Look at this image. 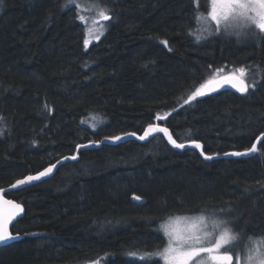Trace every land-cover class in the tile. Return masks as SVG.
I'll return each mask as SVG.
<instances>
[{
    "label": "trees",
    "instance_id": "1",
    "mask_svg": "<svg viewBox=\"0 0 264 264\" xmlns=\"http://www.w3.org/2000/svg\"><path fill=\"white\" fill-rule=\"evenodd\" d=\"M68 2L0 0V189L75 155L77 145L149 124L217 156L264 134V39L221 31L197 42L189 32L209 0ZM97 3L112 19L85 48L86 20L77 17ZM238 67L255 85L247 94L224 90L184 104L217 69L223 77ZM257 148L250 158L206 162L157 135L80 151L52 178L6 195L24 215L0 264H164L128 254L162 249L157 228L173 217L214 213L246 248L264 236V138Z\"/></svg>",
    "mask_w": 264,
    "mask_h": 264
},
{
    "label": "snow or ice",
    "instance_id": "2",
    "mask_svg": "<svg viewBox=\"0 0 264 264\" xmlns=\"http://www.w3.org/2000/svg\"><path fill=\"white\" fill-rule=\"evenodd\" d=\"M76 8H81L79 4H75L74 0H69L68 4ZM96 9L97 19L93 20L92 26L86 27L83 44L87 48L90 42L95 39L99 40L100 36L104 34L107 28V23L112 19L110 10L106 7H101L98 3L92 5ZM82 23L85 22L84 16H78ZM197 28L189 32L193 35L195 40L199 42L203 37L202 33L208 34L220 33L221 31L237 35H251L259 36L264 39V0H209V10L206 14L197 11L194 17ZM215 24V28H212ZM167 47V41H161ZM224 69H217L213 76L201 83L195 91L184 100V104H188L197 97H202L208 92H215L219 87L224 85L230 86L241 95L247 94L249 89L254 87V84H249L246 80L247 69L245 67H238L233 72L220 77L218 74L223 72ZM47 108V106H45ZM49 112L51 108H47ZM167 115H157L156 119H165ZM2 119V118H0ZM81 123H84L82 121ZM155 133H162L167 138L168 143L175 149H185L186 147L199 151L200 156L205 160H212L213 156L207 155L203 151V146L200 142L192 140L189 144L177 142L176 139L170 134L167 127H160L155 124H149L144 130L143 135H136V133H125L126 136H136V139L144 141L149 136ZM107 139L113 142L122 139L121 136L108 137ZM85 147L84 145H77L79 148ZM257 144L253 143L251 148L246 149L244 152L233 151L225 152V156H247L250 153H257ZM75 155L65 157L64 159H76ZM59 163V161L57 162ZM56 167L55 164L45 168L35 176H27L22 179H17L12 188L28 184L32 181L39 180L41 177L49 175ZM133 200L139 201V195H133ZM23 209L20 204L13 202L10 199H4L0 196V244H4L10 240L16 239L9 231V224L15 219L16 216L22 212ZM196 222L202 227H198L194 223L190 228L184 231L172 230L167 223L161 224L157 228V232H162L167 240L166 245L161 250L157 248L151 253L145 252H131L128 255L137 257L142 261L151 260L153 257H159L163 260L164 264H264V236L262 237H249L246 243L248 255L244 256L238 252H234L235 246L243 239V234L235 233L231 226V222L218 219L212 220L210 217L204 215L195 218ZM212 224V229L208 230L207 224ZM251 245L252 247H250ZM223 250V251H222ZM255 253V255H253ZM96 264V262H94Z\"/></svg>",
    "mask_w": 264,
    "mask_h": 264
},
{
    "label": "water",
    "instance_id": "3",
    "mask_svg": "<svg viewBox=\"0 0 264 264\" xmlns=\"http://www.w3.org/2000/svg\"><path fill=\"white\" fill-rule=\"evenodd\" d=\"M224 90H230V91H233V92H235V93H237V94H240V93L236 92L235 89H232L230 86H228V85H224L223 87H219V88L217 89V91H215V92H208V93H207L206 95H204V96L212 95V94H215V93H217V92H219V91H224ZM204 96H202V97H204ZM158 126H160V127H165V126H162V125H158ZM169 132H170V131H169ZM143 134H144V131H143L141 134H136V135L138 136V135H143ZM170 134H171V133H170ZM157 135H161V136L165 139V141H166V143L168 144V146H169L171 149H173L174 151H177V152H183V151H186V150L192 149V148H188V147H186V148L183 149V150L173 148V147L168 143L167 138L164 137L162 133H155V134H153L152 136H149V137H148L146 140H144V141H141V140L136 139V136H126L125 134L117 135V136H121L122 139L119 140V141H115V142H113V141L110 140V139H107L108 137H106V138H102V139H101L100 141H98V142H88V143L80 144V145H84L85 147H81V148H79V150H77V147H76V153H75V156L77 157L76 159H74V160H73V159H64L65 157H62L61 159L58 160L59 163H57L58 161H56L55 163H53V164L56 165V167L53 169V171H52L49 175H47V176H45V177H41L39 180L32 181V182H30V183H28V184L18 186L17 188H12L11 185H10L9 187H7V188H5V189H1V190H0V196H2L4 199H9V198H6V196H4V194H6V193H8V192H10V191L21 190V189H23V188H26V187H29V186H32V185L38 184V183H40V182H43V181H45V180H48V179L52 178V177L56 174V172L58 171V169H59L63 164L68 163V162H75V161H77V160L79 159V155H78V153H79L80 151L91 150V149H99V148H100L101 146H103V145H116V144H119V143H124V142H126V141H135V142L140 143V144H145V143L149 142L152 138H154V137L157 136ZM263 138H264V134L260 135V136L254 141V143H256L257 146H258L259 143L261 142V140H262ZM189 143H190V142H186L185 145H187V144H189ZM194 150H195V149H194ZM196 151H197V150H196ZM244 151H245V150H243V151H239V152H244ZM197 152L199 153V151H197ZM230 152H233V151H230ZM199 155H200V153H199ZM254 155H255V153H254V154H253V153H250V154L247 155V156H240V157H235V156H225L224 154L221 155V156L211 155V156H213V159H212V160H205L202 156H200V157H201L204 161H206V162H211V161H213V160H217V159H220V158H222V159L250 158V157H252V156H254ZM66 157H70V156H66ZM53 164H52V165H53ZM50 166H51V165H50ZM48 167H49V166H48ZM48 167H46V168H48ZM44 169H45V168H44ZM44 169H43V170H44ZM43 170H41V171H43ZM41 171H39V172H41ZM39 172L34 173V174H31V175H32V176H35V175H37ZM28 176H30V175H28ZM26 177H27V176H26ZM14 183H15V182H14ZM14 183H13V184H14ZM10 200H11V199H10ZM12 201H13V200H12ZM13 202L17 203L16 201H13ZM18 204H19V203H18ZM21 207H22V206H21ZM22 209H23V207H22ZM23 215H24V210H23L22 212H20V214H19L18 216H16L15 219L9 224V231L11 230V227H12L13 223H15L17 220L21 219V218L23 217ZM10 233L12 234L11 231H10ZM12 235L15 236V237H17V238H16V239H13V240H10V241H8V242H6V243H4V244H0V248L5 247V246H7V245H9V244H11V243H13V242H16V241H18V240L20 239L19 235H14V234H12Z\"/></svg>",
    "mask_w": 264,
    "mask_h": 264
},
{
    "label": "rangeland",
    "instance_id": "4",
    "mask_svg": "<svg viewBox=\"0 0 264 264\" xmlns=\"http://www.w3.org/2000/svg\"><path fill=\"white\" fill-rule=\"evenodd\" d=\"M84 12H85V15L87 17L86 22H85L86 27L92 26L93 20L98 18L96 15V9L94 7H89L87 9H85ZM94 41H95V39H93L90 42V44L93 43ZM96 123H97V121H96ZM101 123L102 122L99 119V124H101ZM201 215H204L206 217H210L212 220H218V219H224L225 220L223 215H218V214L214 213V214H199V215H192V216L173 217L165 223H167L172 230L184 231V230L190 228L194 223H197L195 218L198 216H201ZM197 226L202 227V225H199L198 223H197ZM207 227H208V230H211L212 224L210 222H208ZM165 242L167 243L166 238H165ZM166 243H165V245H166ZM234 252H238L244 256H247L249 254L247 248H244V246L241 248V246H238V245L235 246ZM253 255H255V253H253ZM157 258H159V257H157ZM162 262H163V260H162ZM88 264H94V263H88ZM96 264H100V263L96 262ZM234 264H235V261H234Z\"/></svg>",
    "mask_w": 264,
    "mask_h": 264
},
{
    "label": "flooded vegetation",
    "instance_id": "5",
    "mask_svg": "<svg viewBox=\"0 0 264 264\" xmlns=\"http://www.w3.org/2000/svg\"><path fill=\"white\" fill-rule=\"evenodd\" d=\"M13 183H14V182H13ZM13 183H12V184H13ZM12 184H11V185H12ZM8 187H9V186H8ZM6 188H7V187H6ZM3 189H5V188H3ZM0 190H1V189H0ZM16 191H17V190H16ZM10 192H12V191H10ZM10 192H8V193H10ZM8 193L4 194V196H6ZM6 198H8V197H6ZM9 199H10V198H9ZM11 200H12V199H11ZM13 201H14V200H13ZM17 203H18V202H17ZM21 206H22V205H21ZM17 221H18V220H17ZM17 221H16V222H17ZM16 222H15V223H16ZM15 223H13V225H14ZM13 225H12V227H13ZM12 227H11V229H12ZM10 231H11V230H10ZM9 245H10V244H9Z\"/></svg>",
    "mask_w": 264,
    "mask_h": 264
}]
</instances>
